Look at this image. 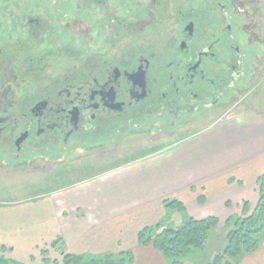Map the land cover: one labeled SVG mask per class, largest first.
<instances>
[{
	"label": "flooded vegetation",
	"instance_id": "flooded-vegetation-1",
	"mask_svg": "<svg viewBox=\"0 0 264 264\" xmlns=\"http://www.w3.org/2000/svg\"><path fill=\"white\" fill-rule=\"evenodd\" d=\"M171 1L148 0L124 17L111 11L110 0H82L104 10L107 26L96 29L104 36H94L90 54L76 44V14L63 11V0L53 14L30 9L23 21L13 18L0 33V161L16 165L52 153L63 160L78 147L103 144L116 133L123 138L133 129L163 131L168 142L176 128L193 124L230 91L242 97L256 78L262 81L257 72L264 55L261 62L252 56L254 68L245 78L242 29L229 22L248 17L251 7L211 0L196 8V1L186 0L187 9L179 6L167 21ZM250 25L241 35L247 41L256 35ZM165 26L162 49L153 43L146 49L141 36ZM244 79L247 87L239 88ZM151 137L150 143L157 141Z\"/></svg>",
	"mask_w": 264,
	"mask_h": 264
},
{
	"label": "crops",
	"instance_id": "crops-1",
	"mask_svg": "<svg viewBox=\"0 0 264 264\" xmlns=\"http://www.w3.org/2000/svg\"><path fill=\"white\" fill-rule=\"evenodd\" d=\"M246 85L244 79L238 87ZM257 90L264 94L260 78L242 97L232 90L211 107L208 116L213 121L202 132L176 131L173 137L181 138L172 137L159 145L150 158L117 164L88 185L61 191L54 207L64 243L80 255L133 247L142 255L132 254V264H167L159 250L137 240L143 227L171 221L167 220L165 200L183 203V211L173 210L179 219L182 212L186 217L216 216L226 221L239 214L245 202L254 209L257 178L264 173V107L262 97L249 105L242 102ZM93 237L100 243L92 246ZM239 264H264V242Z\"/></svg>",
	"mask_w": 264,
	"mask_h": 264
},
{
	"label": "rangeland",
	"instance_id": "rangeland-1",
	"mask_svg": "<svg viewBox=\"0 0 264 264\" xmlns=\"http://www.w3.org/2000/svg\"><path fill=\"white\" fill-rule=\"evenodd\" d=\"M38 1L0 0V33L8 32L5 28L12 27L10 23L14 21L13 18H19L18 21H23L21 18L30 9H33L34 12L48 11L53 14L57 11L56 8L59 5L56 3H61L60 0H51L47 7L42 6V8L37 5ZM194 1H196L194 6L198 8L202 7L205 1L211 0ZM223 1L227 6L234 5V0ZM53 2L55 3L53 4ZM139 2L140 4H138ZM147 3L148 0H110L111 11L118 16L124 17L127 16L126 13L132 14L139 11L140 7L148 5ZM188 5L186 0H175L166 4L168 7L164 11L165 20L173 19L175 15L170 14V12H176L179 6H182V10H184L185 8L187 9ZM237 5L239 7L243 5L251 7L250 15L231 19L229 22L232 27H238L243 31V27L247 23H251L249 27L256 33L253 42L251 39V41H247L245 37L241 36L243 34L242 31H239L240 47L245 52L244 59L247 66L244 74L245 78H247L250 70L252 71L254 68L252 56L254 60L261 62L264 55V0H238ZM63 7L64 12L70 15L72 13L76 14L74 16L75 20L71 19L72 24L76 22V28H74L73 33H79L77 37L80 40L76 39L79 41L76 44L83 50V54L92 53L94 36L97 33L101 34L100 37L104 36L103 32H96V29L107 27L105 20L103 21L104 10L95 8L93 5L87 4V2H82V0H63ZM58 11L60 12V10ZM216 11L220 13V10L216 9ZM127 17H131V15ZM16 26L19 29L23 24L18 23ZM166 26L157 27L155 32L149 31L141 36L140 41H143L146 49L149 43L161 46L162 49L163 44L168 39L167 31H165L167 29ZM245 30L247 29L244 28ZM71 42L74 43V40ZM258 64L260 65V63ZM258 69L259 72L257 73L261 78H264V68ZM263 78L261 84L264 88ZM260 97H262L261 105L264 107V94L261 96L260 90L250 95V98L246 100L248 102L242 103L243 105H249L253 99L255 101V99ZM209 113L210 111H207L205 115L199 117L197 121L187 127L176 128L174 133L176 131L187 133L190 130L198 133L202 132L210 121H213L214 117H209ZM183 120L184 118L180 119L179 122L181 123ZM162 121L161 123H163ZM130 132L132 133L125 135L123 138H121L119 133L114 136L110 135L103 141V144H93L90 148L86 146L78 147L68 153L63 160L58 158L56 153H52L43 158L41 156L34 159L29 157L16 165L5 162V160L0 161V260L4 259L1 264H82L89 261L93 256L118 255L121 252L118 251L120 249H117V251H107L98 255L92 254L93 256L91 254L80 255L74 253L73 249L68 247L64 243L63 238L59 236L62 229L60 225L58 227V213L54 207L56 205L54 200L62 193L61 191H75L84 185H88L89 180L91 181L92 179L93 182L94 179L99 178L105 171L112 169L117 164L152 156L156 153L154 150H157L159 145L171 141L170 139L167 142L166 134L163 131L156 133V130H150L149 132L139 133L133 129ZM152 134L156 135L157 141L150 143L149 140H151ZM179 138L181 137L176 136L172 140ZM247 210L248 213L253 211L250 208ZM166 215L167 220L171 219V221H167L169 223L166 220L161 222L170 225H180L186 217L182 212L179 216L182 219L175 217L172 209L168 210ZM77 216H81L79 211ZM65 218H67V214ZM119 222L123 225L126 223ZM230 228V223L219 221L212 228L210 238L202 249H194L189 254L181 257L184 263L202 264L211 260L217 253H221ZM123 231L121 232L123 233ZM119 235L118 232L116 236L119 237ZM97 240L98 238L96 237L92 238V246L100 243ZM148 245L154 247L152 244ZM110 246L114 245L110 244ZM114 247L117 248L116 246ZM134 249L133 247L130 249L132 254L142 255V253H137V249L135 251ZM76 256H82V261ZM103 258V256L100 257V260H96L92 264H109L107 261H103ZM86 264L90 263L87 262ZM128 264H132V262Z\"/></svg>",
	"mask_w": 264,
	"mask_h": 264
},
{
	"label": "trees",
	"instance_id": "trees-1",
	"mask_svg": "<svg viewBox=\"0 0 264 264\" xmlns=\"http://www.w3.org/2000/svg\"><path fill=\"white\" fill-rule=\"evenodd\" d=\"M256 187L258 201L253 211L248 213L247 202H245L238 215L229 216L226 222L230 223L231 228L227 233L223 251L202 264H239L243 256L258 250L264 242V173L257 178ZM164 205L169 210H184L183 203L176 199L165 200ZM218 222L219 219L216 216L201 219L187 216L180 225L158 222L140 229L137 240L140 245L152 244L162 253L167 264H185L181 257L194 249H202L210 238L212 228ZM102 256L103 261L109 264H128L133 261L130 251H121L118 255ZM76 257L82 261V256ZM100 257L93 256L87 262L92 264L100 260ZM1 262H4V259L0 260V264Z\"/></svg>",
	"mask_w": 264,
	"mask_h": 264
}]
</instances>
